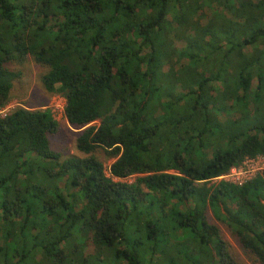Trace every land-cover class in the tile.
Masks as SVG:
<instances>
[{"label":"trees","instance_id":"16d2710c","mask_svg":"<svg viewBox=\"0 0 264 264\" xmlns=\"http://www.w3.org/2000/svg\"><path fill=\"white\" fill-rule=\"evenodd\" d=\"M29 58L83 156L0 117V264H239L209 215L264 264V172L217 181L264 155V0H0V110Z\"/></svg>","mask_w":264,"mask_h":264},{"label":"rangeland","instance_id":"374dc122","mask_svg":"<svg viewBox=\"0 0 264 264\" xmlns=\"http://www.w3.org/2000/svg\"><path fill=\"white\" fill-rule=\"evenodd\" d=\"M9 68L16 73H20V75L16 80H14L11 98L1 109L0 115L10 113L19 107L35 110L49 109L53 118L58 123L57 134L51 137L53 150L60 154L61 159L70 156L82 157L83 155L76 149L75 131L68 125L64 115L65 99L60 94L46 92L39 81V78L43 73V69L40 66H37L31 58L27 59L21 65L12 64ZM95 156L103 162L105 173L108 176V169L113 160L107 159L103 151L100 149L96 151ZM250 168V171L253 173L247 174L246 177H250L251 175L253 176L256 173L258 166H252ZM119 181L131 183L133 181V177ZM208 221L211 224L217 225L221 229L230 246L232 255L239 264H259L248 259L238 243V239L234 238L225 225L217 222L212 215L208 216ZM85 251L87 253H91L93 251V246L89 240L86 243Z\"/></svg>","mask_w":264,"mask_h":264},{"label":"built area","instance_id":"2783aa9c","mask_svg":"<svg viewBox=\"0 0 264 264\" xmlns=\"http://www.w3.org/2000/svg\"><path fill=\"white\" fill-rule=\"evenodd\" d=\"M1 111V110H0ZM8 114V113H7ZM4 115H0V117L5 116ZM252 166H258L256 173L251 177H246L247 174L249 173H253L250 171V167ZM264 172V155L258 156L254 159H246L241 166L239 167H233L229 170L228 173H226L225 175H222L220 177L217 178V181L221 180V181H225L228 183H233V184H237V185H241L249 180H251L252 178H254L257 174H260Z\"/></svg>","mask_w":264,"mask_h":264}]
</instances>
